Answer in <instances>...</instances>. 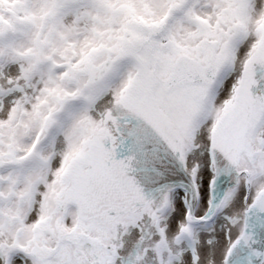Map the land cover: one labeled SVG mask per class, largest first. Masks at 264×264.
I'll return each mask as SVG.
<instances>
[{"label":"snow or ice","instance_id":"obj_1","mask_svg":"<svg viewBox=\"0 0 264 264\" xmlns=\"http://www.w3.org/2000/svg\"><path fill=\"white\" fill-rule=\"evenodd\" d=\"M0 264H264V0H0Z\"/></svg>","mask_w":264,"mask_h":264}]
</instances>
